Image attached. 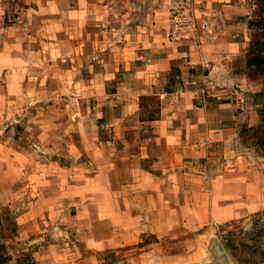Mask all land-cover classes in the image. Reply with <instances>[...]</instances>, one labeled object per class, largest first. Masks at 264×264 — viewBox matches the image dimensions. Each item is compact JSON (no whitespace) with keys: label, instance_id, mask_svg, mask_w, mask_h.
Returning <instances> with one entry per match:
<instances>
[{"label":"rangeland","instance_id":"374dc122","mask_svg":"<svg viewBox=\"0 0 264 264\" xmlns=\"http://www.w3.org/2000/svg\"><path fill=\"white\" fill-rule=\"evenodd\" d=\"M33 3L49 2L0 0V141L13 149L26 177L0 164L2 259L264 264V209L227 221L195 218L188 204L176 201L188 191L157 175L151 158L138 153V139L131 148L97 123V98L80 87L94 61L72 67L66 26L30 29L41 30L46 42L27 40L17 27L20 7ZM71 3L61 0V7Z\"/></svg>","mask_w":264,"mask_h":264},{"label":"crops","instance_id":"0c3cea01","mask_svg":"<svg viewBox=\"0 0 264 264\" xmlns=\"http://www.w3.org/2000/svg\"><path fill=\"white\" fill-rule=\"evenodd\" d=\"M46 1L20 7L15 23L34 42L46 40L32 27L66 26L72 67L94 61L80 87L97 98L106 135L131 148L138 139L157 175L188 191L176 201L195 218L227 221L264 209V0H73L68 8ZM181 10L198 22L193 38L171 34ZM202 71L220 88L215 94L186 83ZM12 152L4 146L0 164L25 180Z\"/></svg>","mask_w":264,"mask_h":264},{"label":"built area","instance_id":"2783aa9c","mask_svg":"<svg viewBox=\"0 0 264 264\" xmlns=\"http://www.w3.org/2000/svg\"><path fill=\"white\" fill-rule=\"evenodd\" d=\"M198 22L196 18L189 12L183 10L176 11L173 14V28L171 34L176 39L193 38L198 31ZM187 84L194 85L200 95H213L220 88L216 81L210 75V72L202 71L199 76H194L186 81ZM231 94L243 100L244 93L239 88H234Z\"/></svg>","mask_w":264,"mask_h":264},{"label":"trees","instance_id":"16d2710c","mask_svg":"<svg viewBox=\"0 0 264 264\" xmlns=\"http://www.w3.org/2000/svg\"><path fill=\"white\" fill-rule=\"evenodd\" d=\"M5 263H6V260L2 259V255H0V264H5Z\"/></svg>","mask_w":264,"mask_h":264}]
</instances>
